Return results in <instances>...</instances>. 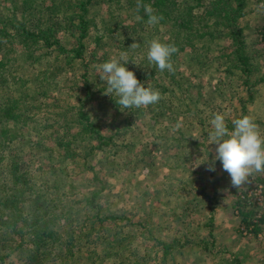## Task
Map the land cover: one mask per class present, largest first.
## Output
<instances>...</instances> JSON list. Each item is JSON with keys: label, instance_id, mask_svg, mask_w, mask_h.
I'll use <instances>...</instances> for the list:
<instances>
[{"label": "rangeland", "instance_id": "374dc122", "mask_svg": "<svg viewBox=\"0 0 264 264\" xmlns=\"http://www.w3.org/2000/svg\"><path fill=\"white\" fill-rule=\"evenodd\" d=\"M13 5L0 0V25L17 12ZM93 11L97 28L86 37L83 57L73 64L64 65L63 55L56 62L55 50L34 60L19 57V74L30 81L33 97L20 105L19 113L33 119L27 125L26 119L13 124L0 115V154L20 163L19 171H31L30 195L46 192L41 202L48 203L54 217L63 207L71 210L60 215L62 224L50 225L67 243L60 248L48 237L36 247L30 237L22 240L20 228L25 226L0 222V264H264V203L258 207L252 197L242 199L260 171L234 188L218 160L215 171L204 163L208 153L209 160L215 154L208 137L214 113L224 114L226 121L249 115L264 135V78L252 85L264 75V0H247L245 5L246 51L254 69L248 82L228 75L224 59L217 58L228 52L227 40L221 52L212 49L211 61L202 64H191L189 49L182 51L174 60L171 80L146 57L153 38L166 39L159 28L141 30L124 13L114 19L118 22L112 25L118 27L111 32L109 7L97 5ZM132 34L135 46L122 45ZM71 40L64 42L71 45ZM121 54L138 80L159 89L157 103L120 110L116 95L106 94L98 68ZM85 70L92 90L88 108L94 109L99 130L108 139L91 153L87 148L95 138L80 135L69 121L70 107L86 89L81 76ZM45 74L52 86L39 104L32 85ZM4 93L0 88V101ZM62 140L73 151L69 157ZM94 191L97 207H85V197ZM240 196L243 211L252 217L258 210L263 213L255 235L244 234L239 225L233 203ZM201 240L210 243L208 251L198 244ZM170 244L173 248L165 251Z\"/></svg>", "mask_w": 264, "mask_h": 264}, {"label": "trees", "instance_id": "16d2710c", "mask_svg": "<svg viewBox=\"0 0 264 264\" xmlns=\"http://www.w3.org/2000/svg\"><path fill=\"white\" fill-rule=\"evenodd\" d=\"M9 2L14 4L13 8L17 12L0 25V88L5 90V93L1 95L0 115L13 124H20L24 119L26 122L28 119H33L31 116L25 117L19 113L21 104L25 105L29 100H33L30 94V81L22 79V75L19 74L21 69L19 57L22 55L24 60L27 58L34 60L49 50H55L56 62L60 61L63 55L64 65L73 64L74 60L83 57L86 50V37L93 28H97L95 11H93L97 5H105L111 10V15L113 14L109 23L111 32L118 27L112 25L118 22L114 19L124 13L128 14L131 22L135 23L134 26H139L141 30L159 28L158 31L161 30V34L166 36V39L160 40L173 43L177 48L171 57L172 64L178 54L185 49H189L191 64L209 62L212 49L221 52L225 44L222 42L227 40L228 52L220 56L216 55L217 58L224 59V71L228 75L243 76L248 82L254 70L251 68V58L246 51L245 5L247 0H139V7L138 0H9ZM144 4L150 5L153 12L161 17L158 24L150 25L146 22L147 14ZM261 31L264 41V26ZM135 35L140 38L139 34L135 33ZM68 37L72 38L71 45L68 41L64 42ZM134 37L133 34L125 37L121 44H132ZM216 56L214 55V58ZM163 73L174 80V70L171 72L164 70ZM81 76L85 81L86 89L79 95L77 105L70 107L73 118L69 121L78 127L80 135L95 138L96 143L87 148V151L91 153L107 145L108 139L99 130V118L95 116L94 109L88 108L91 102L89 95L92 91L89 90L88 72L85 70ZM260 76L262 77L258 78V76L254 79L252 85L264 78V75ZM50 85L46 74L36 85H32L34 96H36L34 99L39 104H43L46 100L49 93L46 88ZM248 95L252 96L250 88ZM226 123L227 126H231V120H227ZM23 124L27 125L28 122ZM66 141L68 140L60 141V145H64V152L69 157L73 151L66 150L68 149ZM13 159L6 153L0 154V222L6 225L25 226L20 228V230L23 229L20 236H25L22 240L30 237V242L36 247L45 245L47 238L50 237L52 244L55 242L62 248L67 241L63 242L50 225L62 224L60 220L57 221L60 215L67 214L71 210H65L66 207H63L64 211L56 217L52 216L51 208L47 207L48 203L41 202L48 194L37 192L30 195L32 184L29 174L31 171L30 173L19 171L21 164H15ZM66 173H68L67 170H65ZM255 180V183L263 182L264 171H260ZM97 194L98 191H94L86 196L84 206L91 209L97 207L95 203ZM241 198V196L236 197L233 203L237 212L239 211V225L248 232H254L253 235H255L258 231L256 224L263 221V213L260 216H250L248 212L240 208ZM242 199L247 200L249 197L246 195ZM48 200L53 201L54 198L48 197ZM97 217L99 219V215ZM205 243L204 240L198 242L205 251H208L206 247L210 243L208 242L207 245ZM173 246V244L165 245L164 249L167 251Z\"/></svg>", "mask_w": 264, "mask_h": 264}, {"label": "clouds", "instance_id": "9594fccd", "mask_svg": "<svg viewBox=\"0 0 264 264\" xmlns=\"http://www.w3.org/2000/svg\"><path fill=\"white\" fill-rule=\"evenodd\" d=\"M140 6L138 0V7ZM147 14V23L158 24L161 17L154 13L150 5H143ZM131 46H135L131 44ZM177 51L175 44L165 43L153 38L146 53L149 64L161 71H173L172 55ZM128 60L121 54L103 62L99 68V78L107 85V93H114L118 108H140L155 104L160 99L159 89L146 86L138 80L135 73L127 67ZM232 128L227 126L222 113H214L210 120L208 133L209 144H215V154L209 160V153L204 163L209 171H215L216 161L230 177L231 185L239 188L248 181L253 171H264V135L249 115H242L231 121Z\"/></svg>", "mask_w": 264, "mask_h": 264}, {"label": "built area", "instance_id": "2783aa9c", "mask_svg": "<svg viewBox=\"0 0 264 264\" xmlns=\"http://www.w3.org/2000/svg\"><path fill=\"white\" fill-rule=\"evenodd\" d=\"M247 195L253 198L258 207H261V205L264 203V181L255 183L252 187H250L247 191ZM260 214L261 212L258 210L256 216H260ZM242 229L244 234L248 233V231L243 227Z\"/></svg>", "mask_w": 264, "mask_h": 264}]
</instances>
